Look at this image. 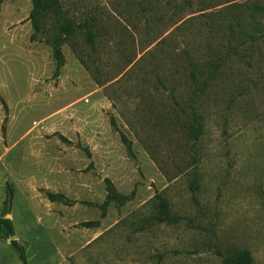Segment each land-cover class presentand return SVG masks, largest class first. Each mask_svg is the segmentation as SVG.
Here are the masks:
<instances>
[{
	"label": "rangeland",
	"instance_id": "1",
	"mask_svg": "<svg viewBox=\"0 0 264 264\" xmlns=\"http://www.w3.org/2000/svg\"><path fill=\"white\" fill-rule=\"evenodd\" d=\"M31 9L0 10L1 153L28 264L240 249L264 264V0H52L34 39ZM0 232V261L22 264Z\"/></svg>",
	"mask_w": 264,
	"mask_h": 264
},
{
	"label": "trees",
	"instance_id": "2",
	"mask_svg": "<svg viewBox=\"0 0 264 264\" xmlns=\"http://www.w3.org/2000/svg\"><path fill=\"white\" fill-rule=\"evenodd\" d=\"M52 0H31L32 9L28 15V19L30 20L31 26L33 28V33L31 35V39H34L36 37L37 33L41 30V22L43 17L45 16V12L48 8L49 2ZM1 3L2 0H0V10H1ZM56 10V8L54 9ZM58 12V10H56ZM89 21H84V27L88 28ZM69 25L66 26V29H69ZM60 40V36H55V42H53L52 50H53V57L55 59V69H54V76H57L59 73V68L63 64V56L62 52L60 50L58 41ZM91 40V37H90ZM122 140L127 145L128 149L130 148L129 142L126 140L124 135H122ZM106 190H107V197L109 198H122L123 196L116 192L113 185L109 183V181L106 184ZM46 196L50 201L56 200L58 197L57 194L46 191ZM13 198V189L9 183H6V197L4 200V212L9 211L11 202ZM159 202L157 203L155 207V215L158 217L159 221H167L169 218V210L167 207V202L164 198L159 197ZM6 205V206H5ZM0 225L4 227V229L7 231L8 235L13 234V227L10 219L7 218H0ZM81 225L83 226H97V221H85L82 222ZM11 245L16 249L18 258L22 262V264H28L25 249L24 246L18 243L16 240L10 241ZM222 263L224 264H252V256L251 253L246 249H240L235 250L227 255L221 256Z\"/></svg>",
	"mask_w": 264,
	"mask_h": 264
},
{
	"label": "crops",
	"instance_id": "3",
	"mask_svg": "<svg viewBox=\"0 0 264 264\" xmlns=\"http://www.w3.org/2000/svg\"><path fill=\"white\" fill-rule=\"evenodd\" d=\"M15 4H11L10 3V6H13ZM2 153H1V136H0V218H7V219H10L11 223H12V227H13V234H10V235H13L14 236V240L18 241L19 242V239H18V234L16 233V225H15V214H13L12 212V202H11V206H10V209L9 211L7 212H4V200H5V197H6V183H7V178L8 176L6 177V174L8 175L9 172H11L10 170L12 169V172H16V167L18 166L16 163L14 164H10V165H7V163H3L2 162ZM5 186V187H4ZM2 187L4 188V190L2 191ZM31 201L32 198H29ZM39 205V204H38ZM40 206V205H39ZM1 228H4L0 225V229ZM9 235V236H10ZM7 237L5 238V240L7 241V243H10L11 239L10 237ZM2 237V234L0 232V238ZM21 244V243H20ZM22 245V244H21ZM12 246V245H11ZM13 247V246H12ZM14 248V247H13ZM0 264H3L1 261H0Z\"/></svg>",
	"mask_w": 264,
	"mask_h": 264
},
{
	"label": "water",
	"instance_id": "4",
	"mask_svg": "<svg viewBox=\"0 0 264 264\" xmlns=\"http://www.w3.org/2000/svg\"><path fill=\"white\" fill-rule=\"evenodd\" d=\"M11 240H14V236L13 235H10L9 236Z\"/></svg>",
	"mask_w": 264,
	"mask_h": 264
}]
</instances>
